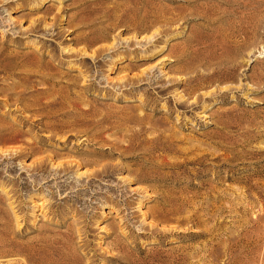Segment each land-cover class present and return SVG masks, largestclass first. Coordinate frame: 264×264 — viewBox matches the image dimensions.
<instances>
[{
  "label": "rangeland",
  "instance_id": "374dc122",
  "mask_svg": "<svg viewBox=\"0 0 264 264\" xmlns=\"http://www.w3.org/2000/svg\"><path fill=\"white\" fill-rule=\"evenodd\" d=\"M0 119V264H264V0H0Z\"/></svg>",
  "mask_w": 264,
  "mask_h": 264
},
{
  "label": "bare ground",
  "instance_id": "6f19581e",
  "mask_svg": "<svg viewBox=\"0 0 264 264\" xmlns=\"http://www.w3.org/2000/svg\"><path fill=\"white\" fill-rule=\"evenodd\" d=\"M235 54V53H234ZM223 56L221 57V59H219L217 62H215L214 63V65H212V66H209V67H206V73H198V72H196L194 75H192V76H188L187 78H185L186 80H185V83L186 84H190L191 82L193 83L192 85H189V88L187 89L188 90V95H192V96H195L194 97V100L195 101H197L199 98H201V96H203V95H208V94H211V91H207V92H203L202 93V95L200 96V95H197V94H195V93H198V92H196L197 91V89H199V88H201V87H208V86H212L215 82H217V80H219V78H225V77H228L227 76V73L228 72H232V70H234L235 69V66H236V64H237V59L236 58H234V56L232 57L231 55H228L226 52L224 53V54H222ZM206 57H209V54L206 56ZM219 57V56H218ZM23 66V65H22ZM30 67V66H29ZM42 67V66H41ZM40 67V68H41ZM33 68V67H32ZM37 69V68H36ZM38 71V70H37ZM36 71V72H37ZM33 72V71H32ZM41 72V71H40ZM45 74V73H44ZM37 75V76H36ZM36 75H34V74H31V73H24V77H22L23 78V80H25V81H27V80H29L30 79V77H34V78H39L41 81H43V82H46V80L48 79V77H47V75H42L41 74V76L40 75H38V74H36ZM49 75V74H48ZM9 86V85H8ZM34 86V85H33ZM227 87V86H226ZM37 90L38 89H36L35 91H33V92H37ZM80 90V89H79ZM218 90H220V89H218ZM21 91V90H20ZM39 91V90H38ZM19 93V92H18ZM63 93V92H62ZM70 93V92H69ZM184 93V92H183ZM35 94V93H34ZM41 94V93H40ZM66 94H68V93H66ZM6 95H8V94H6ZM5 95V96H6ZM12 95V94H11ZM16 95V94H15ZM37 95V94H36ZM10 98H11V96L10 95H8ZM23 96V95H22ZM22 96L20 97V94L18 95V96H16L15 97V102H17V103H15L13 106L15 107H17L19 104H18V102H22L23 104H21V106L23 107V110L24 111H26V110H32V112L35 114V115H38V116H35L34 114H33V116H35V118L36 119H39V118H41L42 116H40L41 114L42 115H45V117L44 118H46V119H51V118H53L54 117V113L52 114V112H49L50 114H48L47 113V116H46V114H43V113H41L40 114V112L41 111H44V108H47V107H49L50 106V104H48V103H46L45 104V106L44 107H42L41 106V104L39 103V101L37 100V98H33V99H30V100H25V101H23V100H21V98H22ZM7 97V96H6ZM68 96H64V95H61V93L60 94H58V96H57V104H58V106H60V105H63L62 104V100H64L65 98H67ZM179 97H182V95L180 94L179 95ZM69 98V97H68ZM24 99V98H23ZM5 100V102L6 103H8L7 101H9L10 99L9 98H5L4 99ZM52 101V100H51ZM65 101V100H64ZM69 101V100H68ZM10 102V101H9ZM12 102V101H11ZM72 102V101H71ZM203 102V101H202ZM13 103V102H12ZM64 103V102H63ZM69 103V102H68ZM12 105V104H11ZM10 105V106H11ZM34 106L35 108H30L31 106ZM71 105V104H70ZM8 107V106H7ZM69 107V106H68ZM76 107V106H75ZM11 108V107H10ZM73 108H74V106H73ZM19 109H20V106H19ZM64 109V108H63ZM14 110V109H13ZM50 110V109H49ZM55 110V109H54ZM11 110H9V107H8V113L10 112ZM27 112V111H26ZM56 112H59V111H56ZM61 112V111H60ZM19 113V112H18ZM70 113V112H69ZM14 114H16V113H14ZM23 114H24V112H23ZM26 114H28V113H26ZM26 114H24V115H26ZM60 114V113H59ZM62 114V113H61ZM65 114V113H64ZM72 114V113H71ZM19 115V114H18ZM67 115H69V114H67ZM21 116H22V114H21ZM30 117H31V115H29ZM70 116V115H69ZM15 117H17V116H15ZM26 117H28V116H26ZM26 117H24V119L23 118H20V119H23V121L24 122H29L28 121V119L26 120L25 118ZM71 117V116H70ZM32 118H34V117H32ZM32 118H30L29 120H30V124L32 125V124H34V122H38L37 120H35V121H33V119ZM66 118H68V116L67 117H65V119ZM45 119V120H46ZM61 120H62V117H61ZM52 121V120H51ZM55 121V120H54ZM68 121V120H67ZM73 120H71V121H68L67 123L68 124H73V122H72ZM75 121V120H74ZM3 121L0 119V132L2 131V130H6V129H9L10 128V126L9 125H7L6 123H2ZM40 122V121H39ZM61 122V121H60ZM45 123V122H44ZM55 125H56V123L55 122H53ZM43 124V123H42ZM57 124H59V123H57ZM29 125V124H28ZM51 125V124H50ZM62 126H66L67 127V125L66 124H64V123H62L61 124ZM54 126V125H53ZM46 127H48V126H46ZM50 127V126H49ZM41 128V127H40ZM57 128V127H56ZM32 129V128H31ZM47 129V128H46ZM52 130V129H51ZM8 131V130H7ZM53 131V130H52ZM26 132V131H25ZM3 133V132H2ZM26 133H28V131L26 132ZM153 140V139H152ZM155 140H156V138H155ZM154 141V140H153ZM28 147V149H30V150H32L33 148H31V145H30V143L28 142V141H25V147ZM26 148H13V149H11V150H14V151H16L15 152V156H18L19 154H21L24 150H25ZM228 160V159H227ZM172 196V195H171ZM177 201V200H176ZM178 202V201H177ZM167 205V204H166ZM174 205V204H173ZM170 207V206H169ZM167 210V209H166ZM169 211V210H168ZM167 211V212H168ZM174 211V210H173ZM170 212V211H169ZM201 212V211H200ZM192 221V220H191ZM197 227V226H196ZM2 229V228H1ZM11 244V243H10ZM7 245H9V242L8 241H6V239H4L3 238V236H2V233H0V248H4V247H6ZM1 251H4L3 249L1 250Z\"/></svg>",
  "mask_w": 264,
  "mask_h": 264
}]
</instances>
